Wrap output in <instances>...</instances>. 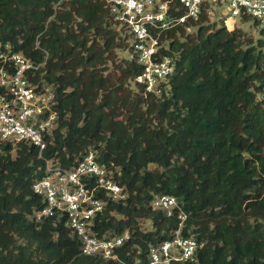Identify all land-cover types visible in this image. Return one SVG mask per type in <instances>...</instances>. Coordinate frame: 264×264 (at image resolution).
I'll return each mask as SVG.
<instances>
[{
    "label": "trees",
    "instance_id": "obj_1",
    "mask_svg": "<svg viewBox=\"0 0 264 264\" xmlns=\"http://www.w3.org/2000/svg\"><path fill=\"white\" fill-rule=\"evenodd\" d=\"M210 13L202 6L162 34L174 70L159 93L144 94L132 83L140 66L129 36L104 1L0 0V47L35 63L46 53L58 118L42 156L69 167L94 151L125 196L106 199L92 230L127 231L118 249L126 264L176 230L175 211L150 206L162 194L184 214L180 235L201 244L192 260L171 264H264V37L227 30ZM42 164L34 147L0 141V264H118L81 254L63 219H30L42 204L31 190Z\"/></svg>",
    "mask_w": 264,
    "mask_h": 264
},
{
    "label": "built area",
    "instance_id": "obj_2",
    "mask_svg": "<svg viewBox=\"0 0 264 264\" xmlns=\"http://www.w3.org/2000/svg\"><path fill=\"white\" fill-rule=\"evenodd\" d=\"M107 4L111 20L120 34H128V44L140 66L132 83L143 87V93L157 94L160 83L174 70V59L166 51L169 41L162 35L171 28L196 20L201 7L212 12L215 5L224 6L234 27L233 18L242 15L257 21L264 31V0H102ZM182 9L183 13L178 14ZM35 63L22 53L12 51L8 44L0 47V141L13 147L20 142L35 148L42 159V175L31 184L32 192L39 196L41 206L33 209L30 219L39 223L44 218L63 219L71 233L80 242L83 255L126 264L118 249L128 240L123 231L112 236H97L92 230L93 220L105 205L106 199L124 198L122 188L96 160L92 149H87L69 167L57 160L43 157L42 152L52 140L57 125L54 87L43 77L42 66L46 57ZM102 196L99 197L98 195ZM153 209L171 216L174 211L179 220L176 230L168 239L149 246L145 261L132 264H171L192 260L200 243L189 236L180 235L184 214L174 197L156 195L150 201Z\"/></svg>",
    "mask_w": 264,
    "mask_h": 264
},
{
    "label": "rangeland",
    "instance_id": "obj_3",
    "mask_svg": "<svg viewBox=\"0 0 264 264\" xmlns=\"http://www.w3.org/2000/svg\"><path fill=\"white\" fill-rule=\"evenodd\" d=\"M228 15V12L224 9V6L221 4V6L218 7V5H215L213 8L212 13H210V20L214 21L215 23L220 24L221 19L226 17ZM234 26L239 27L246 35L250 36L252 39L255 38H262L264 37V34L259 33V29L261 28L259 25L253 26L252 21L253 19L248 18L246 21H242L238 18H233ZM229 30V28H226ZM118 58L125 57L128 58V52L127 51H117ZM152 166L150 165L149 168ZM141 227L144 229H148L150 227L149 224L146 222H141Z\"/></svg>",
    "mask_w": 264,
    "mask_h": 264
},
{
    "label": "bare ground",
    "instance_id": "obj_4",
    "mask_svg": "<svg viewBox=\"0 0 264 264\" xmlns=\"http://www.w3.org/2000/svg\"><path fill=\"white\" fill-rule=\"evenodd\" d=\"M226 25H227L228 28L231 26V20H230V19H228V20L226 21Z\"/></svg>",
    "mask_w": 264,
    "mask_h": 264
}]
</instances>
